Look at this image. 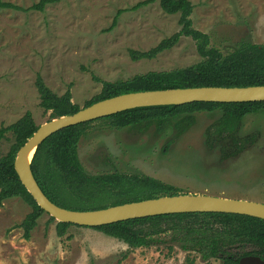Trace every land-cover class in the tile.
Masks as SVG:
<instances>
[{"label": "rangeland", "instance_id": "1", "mask_svg": "<svg viewBox=\"0 0 264 264\" xmlns=\"http://www.w3.org/2000/svg\"><path fill=\"white\" fill-rule=\"evenodd\" d=\"M39 0H1L29 8ZM146 0H61L44 12L0 8V128L30 112L36 125L49 121L39 106L35 81L39 75L53 92L68 87L80 108L97 95L104 81L127 80L148 71L183 68L199 62L195 43L182 38L153 60L132 61L128 50L146 51L179 30L178 15H167L158 2L137 10ZM193 27L210 37L212 47L226 54L239 43L264 44V0H190ZM117 10H124L112 28ZM189 126L170 122L162 132L155 124L116 129L105 121L92 123L78 144V158L90 175L112 172L141 174L181 190L264 204V110L245 116L235 135H249L254 143L230 151V142L210 137L222 112L193 114ZM184 126V127H183ZM225 138V137H223ZM12 143L10 133L0 140V155ZM235 156L224 158L230 152ZM60 197L77 203L66 192ZM111 201L97 198L96 205ZM31 212L20 198L0 208V264H224L202 260L172 241V234L157 235L150 247L130 248L122 241L88 227L70 226L56 234L57 221L43 213L30 233L15 226ZM171 247V249H169ZM229 253L252 250L232 247ZM187 259L193 260L189 263Z\"/></svg>", "mask_w": 264, "mask_h": 264}, {"label": "trees", "instance_id": "2", "mask_svg": "<svg viewBox=\"0 0 264 264\" xmlns=\"http://www.w3.org/2000/svg\"><path fill=\"white\" fill-rule=\"evenodd\" d=\"M61 0H39L29 8H22L0 0V8L18 11L44 12L47 5ZM158 2L160 9L167 15H178L179 30L162 39L156 46L138 51L130 49L128 55L132 61L153 60L159 54L172 49L182 38H190L200 61L187 67L165 71L151 70L136 74L127 80L109 82L93 76L101 84L97 95L86 101L84 107L117 95L167 90L174 88L196 87H249L264 86V44L242 42L232 51L224 54L212 47L208 34L193 27L191 19L193 5L190 0H146L133 7L137 10L151 2ZM124 10H117L112 28ZM35 86L39 94V106L44 113H49V120L72 115L81 108L72 102L70 87L58 95L46 86L41 76L36 77ZM83 107V108H84ZM222 112L221 120L215 124V132L210 137L222 143L230 142V151L239 148L238 154L245 145L254 143L249 135L238 138L235 135L239 122L250 114L264 110V102L214 103L193 102L182 105L150 106L134 108L64 128L44 140L36 149L31 161L33 176L46 197L54 204L74 211L104 209L109 206L136 202L167 195L180 194L181 190L170 184L141 174L112 172L99 175L88 174L78 158V144L85 136L89 126L96 121H105L116 129L142 127L155 124L157 131L162 132L170 122L189 126L193 114L199 112ZM183 126V127H184ZM38 125L30 112H26L16 122L0 128V140L7 133L12 143L6 154L0 155V208L6 200L20 198L30 208L16 228L23 230V238L30 239V233L39 217L45 213L20 182L14 160L18 150L37 130ZM225 137V138H223ZM236 152L224 155V158L235 156ZM60 192L69 193L77 203H67L60 197ZM103 196H110L111 201L96 205L93 201ZM54 221L50 217L49 222ZM73 226L57 222L56 234L62 237L67 229ZM96 229L106 236L122 241L130 248H148L157 243L155 237L170 232L172 241L183 250L199 253L206 260L221 258L225 255V264H238V258L229 257L231 247L251 246V254L264 260V220L240 214L230 213H184L168 214L127 220ZM171 249V247L169 248ZM250 254L243 251L240 255Z\"/></svg>", "mask_w": 264, "mask_h": 264}, {"label": "water", "instance_id": "3", "mask_svg": "<svg viewBox=\"0 0 264 264\" xmlns=\"http://www.w3.org/2000/svg\"><path fill=\"white\" fill-rule=\"evenodd\" d=\"M193 102H264V86L174 88L121 94L98 101L72 115L60 116L39 125L18 150L14 160L15 172L38 207L55 221L75 226L95 228L138 218L184 213H230L264 220L262 203L185 193L128 202L98 210L74 211L51 202L33 176L31 161L37 147L49 136L64 128L134 108ZM31 151H33L31 160L27 161ZM240 264H264V260L259 256H245L240 259Z\"/></svg>", "mask_w": 264, "mask_h": 264}, {"label": "flooded vegetation", "instance_id": "4", "mask_svg": "<svg viewBox=\"0 0 264 264\" xmlns=\"http://www.w3.org/2000/svg\"><path fill=\"white\" fill-rule=\"evenodd\" d=\"M231 250H233V248L231 247ZM228 251H229V249H228ZM251 249L250 250H248V251H246L247 253H250V254H246V255H240L241 253H242V251L239 253V254H236V253H230L228 256L229 257H233L234 259H235V257L237 258V257H239L238 258V264H240V259L242 258V257H245V256H257V255H253V254H251ZM187 252H195V251H191V250H187ZM201 256V255H200ZM202 260H204L202 257H200ZM224 258H225V255H223V257H221V258H209V259H206V261L205 262H208L209 260L210 261H212V260H216V261H219V260H221L224 264H225V262H224ZM187 261L189 262V263H192L193 262V260H190V259H187Z\"/></svg>", "mask_w": 264, "mask_h": 264}, {"label": "bare ground", "instance_id": "5", "mask_svg": "<svg viewBox=\"0 0 264 264\" xmlns=\"http://www.w3.org/2000/svg\"><path fill=\"white\" fill-rule=\"evenodd\" d=\"M32 154H33V151H31V153L28 155L27 161H30L31 160Z\"/></svg>", "mask_w": 264, "mask_h": 264}]
</instances>
